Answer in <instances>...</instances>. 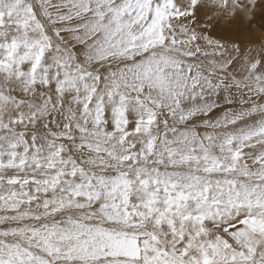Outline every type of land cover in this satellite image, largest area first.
Masks as SVG:
<instances>
[{
	"label": "snow or ice",
	"instance_id": "6c2138e0",
	"mask_svg": "<svg viewBox=\"0 0 264 264\" xmlns=\"http://www.w3.org/2000/svg\"><path fill=\"white\" fill-rule=\"evenodd\" d=\"M0 264H264V0H0Z\"/></svg>",
	"mask_w": 264,
	"mask_h": 264
},
{
	"label": "rangeland",
	"instance_id": "374dc122",
	"mask_svg": "<svg viewBox=\"0 0 264 264\" xmlns=\"http://www.w3.org/2000/svg\"><path fill=\"white\" fill-rule=\"evenodd\" d=\"M222 11H223V10H222ZM254 31L256 32V34H257L258 36L261 34L259 28H254Z\"/></svg>",
	"mask_w": 264,
	"mask_h": 264
}]
</instances>
